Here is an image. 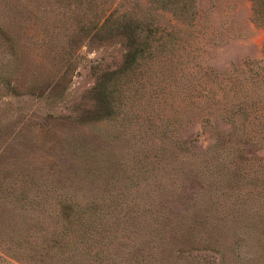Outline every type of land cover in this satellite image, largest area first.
I'll return each instance as SVG.
<instances>
[{"label": "rangeland", "instance_id": "obj_1", "mask_svg": "<svg viewBox=\"0 0 264 264\" xmlns=\"http://www.w3.org/2000/svg\"><path fill=\"white\" fill-rule=\"evenodd\" d=\"M0 264H264V0H0Z\"/></svg>", "mask_w": 264, "mask_h": 264}]
</instances>
